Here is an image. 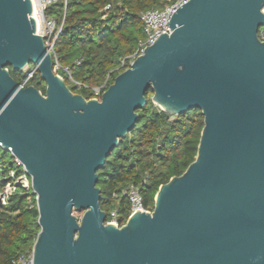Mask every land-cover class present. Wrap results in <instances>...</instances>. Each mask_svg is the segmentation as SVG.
I'll use <instances>...</instances> for the list:
<instances>
[{
  "label": "water",
  "instance_id": "water-1",
  "mask_svg": "<svg viewBox=\"0 0 264 264\" xmlns=\"http://www.w3.org/2000/svg\"><path fill=\"white\" fill-rule=\"evenodd\" d=\"M264 0H188L99 99L52 71L30 0H0V146L36 197L32 264H264ZM31 64L42 93L11 77ZM151 103L199 110L194 161L121 226L99 171ZM80 213L78 218L75 214Z\"/></svg>",
  "mask_w": 264,
  "mask_h": 264
},
{
  "label": "trees",
  "instance_id": "trees-1",
  "mask_svg": "<svg viewBox=\"0 0 264 264\" xmlns=\"http://www.w3.org/2000/svg\"><path fill=\"white\" fill-rule=\"evenodd\" d=\"M176 0H64L58 1L46 11L62 23L61 32L54 44L52 61L55 59L71 69L72 78L89 87L104 85L103 91L112 84L120 69L122 59L132 55L138 41L144 38L141 14L149 10H162ZM109 6L108 11L104 10ZM79 62L78 66L74 63ZM11 77L18 84L26 80L45 91L34 66L13 72ZM29 74L31 76L29 77ZM70 90L93 98L89 89L77 90L60 72ZM146 93L147 105L138 111L135 127L120 140L99 171L97 186L100 188V207L109 213L116 210L119 222L129 215V203L123 192L130 185L142 196L146 209H152L153 199L160 185L171 177L181 175L194 161L203 117L199 110H191L178 117H168ZM13 168L12 158L0 147V191L8 171ZM28 196L17 190L7 206H0V264H13L21 254L32 250L39 226L35 199L29 208ZM80 214V213H78Z\"/></svg>",
  "mask_w": 264,
  "mask_h": 264
},
{
  "label": "built area",
  "instance_id": "built-area-1",
  "mask_svg": "<svg viewBox=\"0 0 264 264\" xmlns=\"http://www.w3.org/2000/svg\"><path fill=\"white\" fill-rule=\"evenodd\" d=\"M30 1L33 6V17L37 25V34L43 37L45 45L49 48V51L52 54L54 44L61 32L63 21L62 23L58 24L54 17H49L46 15V11L60 0ZM187 1L188 0H176L173 4L165 6L162 10H149L141 14L140 19L143 24L144 38L138 41L136 50L132 55L121 60L120 69H127L134 59L143 53L144 48L151 46L162 32L169 33V28L166 25V22L168 23L175 10L187 3ZM64 4H66V0H64ZM108 9L109 6L104 8L106 11H108ZM262 13L264 14V8L262 9ZM258 37L260 40L264 41V27L259 29ZM74 65L78 66L79 62H75ZM52 71L54 74L59 75L60 77H62L60 72L64 73L66 75L65 77H67L68 83L75 86L77 90L82 88L89 89L93 93V99H99L103 92L105 83L99 87H89L77 82L72 78L71 69L69 67L62 66L56 59L53 62ZM30 76L31 74H29V77ZM25 84L26 80L19 84V88L24 89L27 86ZM8 153L12 158L13 168L8 171L7 177L3 181L4 185L0 191V206H7L10 198L16 193V191L22 190L28 196L27 203L29 208H31L33 206V199H35L36 204V197L31 189L30 177L25 171L22 163L10 152ZM123 197L126 198L129 203V215L137 210L142 212L151 210L144 207L141 194L139 193L138 189L132 185L124 190ZM109 218L110 220L106 222L113 223L118 227L124 223L119 222L116 210L110 211ZM32 260L33 255L31 250L29 253L19 255L13 261V264H32Z\"/></svg>",
  "mask_w": 264,
  "mask_h": 264
},
{
  "label": "rangeland",
  "instance_id": "rangeland-1",
  "mask_svg": "<svg viewBox=\"0 0 264 264\" xmlns=\"http://www.w3.org/2000/svg\"><path fill=\"white\" fill-rule=\"evenodd\" d=\"M24 70H25V69H24ZM24 70H23V71H24ZM75 215H76L78 218L81 216V214H78V213H76Z\"/></svg>",
  "mask_w": 264,
  "mask_h": 264
}]
</instances>
